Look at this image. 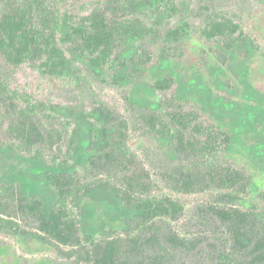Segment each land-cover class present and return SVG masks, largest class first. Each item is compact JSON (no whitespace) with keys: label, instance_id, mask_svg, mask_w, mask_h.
<instances>
[{"label":"trees","instance_id":"obj_1","mask_svg":"<svg viewBox=\"0 0 264 264\" xmlns=\"http://www.w3.org/2000/svg\"><path fill=\"white\" fill-rule=\"evenodd\" d=\"M156 3L170 16L182 11L179 0H98L92 9L78 6L77 0H3L0 59L14 69L31 65L45 76L59 77L66 73L70 58H79L94 71L121 78L122 70L152 62L144 47L125 58L122 52L130 43L145 38L155 44L162 38L176 42L190 31V24L184 22L161 32L165 21L158 16L149 25L143 19L144 11ZM201 34L226 48L245 41L242 25L219 13L205 18ZM173 86L171 78L154 84L158 93L167 95L160 102L168 109L163 118L152 113H140L137 118L152 133L169 138L177 154L189 162L174 174L163 175L168 189L184 195L216 193L217 200L202 211L205 226L224 229L234 250L248 254V264H264V213L235 204L247 192L248 177L242 169L217 159L230 147L231 137L203 121L196 111L176 106L168 97ZM42 107L20 97L0 74V122L7 120L5 133L10 143L20 152L67 169L77 130L69 133L65 126L61 130L46 124ZM130 126V120L104 105L94 109L87 174L95 179L87 181L68 171L48 173L58 194L49 213L42 201L29 200L13 186L0 184V234H34L69 248L61 249L66 257L87 264H178L180 258L200 252L202 238L184 236L173 227L183 216L184 206L171 196L154 195L153 177L129 145ZM102 188L112 189L135 212L132 234L99 239L83 236L77 203ZM79 250L84 256L78 258Z\"/></svg>","mask_w":264,"mask_h":264},{"label":"rangeland","instance_id":"obj_2","mask_svg":"<svg viewBox=\"0 0 264 264\" xmlns=\"http://www.w3.org/2000/svg\"><path fill=\"white\" fill-rule=\"evenodd\" d=\"M97 2L77 0L78 6L86 9H92ZM179 6L181 13L170 16L156 3L150 11H144L147 16L143 19L149 25L154 16L164 19L161 32L187 22L188 34L176 42L162 38L155 44L145 38L130 43L122 52L125 58L144 47L152 62L122 70L121 78L110 72L94 71L79 58H70L66 73L59 77L45 76L31 65L14 69L0 59L2 77L20 97L43 105L46 124L61 130L65 126L69 133L77 130L75 151L70 155L68 168L61 169L49 159H36L18 151L5 133L7 120H1L0 184L13 186L29 200L42 201L49 213L56 206L58 194L47 178L48 173L75 172L84 180H94L87 174L92 156L91 129L94 109L104 105L130 120L129 145L151 173L156 185L154 195L171 196L184 206L183 216L173 227L184 236L203 240L202 251L180 258L178 264H248V254L234 250L224 229L205 226L208 223L202 211L217 200L216 193L184 195L168 189L163 175L174 174L189 162L177 154L169 138L152 133L137 118L140 113L164 117L168 109L162 108L160 102L167 95L158 93L154 84L171 78L174 86L168 97L176 106L196 111L203 121L231 137L230 147L218 154L217 159L242 169L249 181L247 192L235 204L264 213V1L179 0ZM216 13L241 24L245 41L226 48L204 39L201 31L205 18ZM61 147L63 152L67 151V143ZM77 205L83 236L115 238L134 232L130 223L135 212L112 189H97L81 198ZM61 249L70 250L34 234L10 231L0 234V264H87L77 257H66ZM79 255L84 256L81 250L76 252L78 258Z\"/></svg>","mask_w":264,"mask_h":264}]
</instances>
